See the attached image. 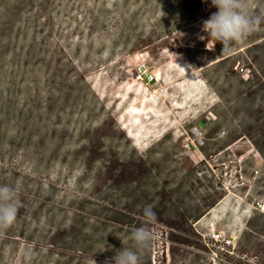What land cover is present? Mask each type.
Listing matches in <instances>:
<instances>
[{"label": "rangeland", "instance_id": "obj_1", "mask_svg": "<svg viewBox=\"0 0 264 264\" xmlns=\"http://www.w3.org/2000/svg\"><path fill=\"white\" fill-rule=\"evenodd\" d=\"M215 11L0 0V184L19 193L0 264H105L135 250L144 206L197 214L222 192L193 234L151 224L141 264H264V24L222 52L202 25Z\"/></svg>", "mask_w": 264, "mask_h": 264}, {"label": "clouds", "instance_id": "obj_2", "mask_svg": "<svg viewBox=\"0 0 264 264\" xmlns=\"http://www.w3.org/2000/svg\"><path fill=\"white\" fill-rule=\"evenodd\" d=\"M211 6L217 11L202 22L203 30L209 38L223 46L222 52L243 43L264 24V13H254L250 8V0H211ZM18 196L14 186L0 184V232L15 224L19 211ZM142 214L144 225L131 229L130 238L135 250L122 247L105 264H141L140 253L151 248L156 238L150 227L156 219L152 206H144Z\"/></svg>", "mask_w": 264, "mask_h": 264}, {"label": "trees", "instance_id": "obj_3", "mask_svg": "<svg viewBox=\"0 0 264 264\" xmlns=\"http://www.w3.org/2000/svg\"><path fill=\"white\" fill-rule=\"evenodd\" d=\"M229 143L228 145H230ZM188 182V181H187ZM183 183H181L180 187H183ZM190 187H194V184L190 182ZM223 187V186H221ZM224 189V188H223ZM225 196V193H220V196L214 200L211 204L206 206L205 210L201 211L200 213L194 214V213H186V212H180L175 217L168 214H162V213H155L157 222H162L168 225L169 227H176L177 229H180L186 233L193 234L194 228L193 224L199 221L206 213H208L221 199ZM171 202V200L169 201ZM160 204H164V200H161ZM195 233V232H194ZM192 242L188 240V243ZM198 245V243H197ZM262 250V249H259Z\"/></svg>", "mask_w": 264, "mask_h": 264}, {"label": "built area", "instance_id": "obj_4", "mask_svg": "<svg viewBox=\"0 0 264 264\" xmlns=\"http://www.w3.org/2000/svg\"><path fill=\"white\" fill-rule=\"evenodd\" d=\"M195 134L198 135V137L195 138V140L196 141L200 140L201 143H203L202 133L198 128H196ZM192 145L197 146V144L194 141H192ZM186 146L189 149L191 148V144H187ZM254 158H255V166L253 168V171H254V178H256L260 172L261 169L260 163L261 161H263V157L261 154L257 153L256 155H254ZM254 207L264 212V203L256 202V205ZM212 238L214 242L220 243L222 245V249H226L235 245V239L232 236L226 235L225 232L222 230L213 231Z\"/></svg>", "mask_w": 264, "mask_h": 264}]
</instances>
